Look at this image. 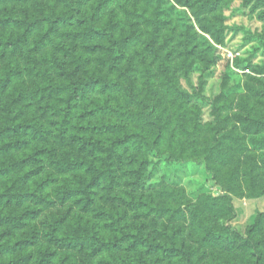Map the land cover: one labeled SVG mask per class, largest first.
<instances>
[{
  "label": "trees",
  "instance_id": "1",
  "mask_svg": "<svg viewBox=\"0 0 264 264\" xmlns=\"http://www.w3.org/2000/svg\"><path fill=\"white\" fill-rule=\"evenodd\" d=\"M0 264H264V0H0Z\"/></svg>",
  "mask_w": 264,
  "mask_h": 264
},
{
  "label": "rangeland",
  "instance_id": "2",
  "mask_svg": "<svg viewBox=\"0 0 264 264\" xmlns=\"http://www.w3.org/2000/svg\"><path fill=\"white\" fill-rule=\"evenodd\" d=\"M223 52H226L225 50ZM228 56H231V53L228 52ZM232 68V67H231ZM233 69V68H232ZM235 72L238 75H232L234 77V80H237L240 83V86L243 82V77H241L242 72L235 70ZM234 84V83H233ZM218 88V87H217ZM232 88H235L236 91L229 90L232 95L235 96L236 102L240 100V92H242V89L239 86H234ZM219 89V88H218ZM244 159L238 160V158L233 157L230 161V165L227 168L222 169V174L225 175L221 177L222 184L211 182L209 184V193L211 196H219L222 197L227 192H230L232 197H234L237 201L241 202L244 207L248 205L250 202V189L247 186V177L245 176L244 169L245 166ZM227 174L231 175L233 174L234 179L229 180L228 182L224 181L226 179ZM256 182V181H254ZM257 187V186H256ZM194 198V197H193ZM186 200V197L184 198ZM190 199H187L186 201H189ZM194 201H196V198H194ZM191 203H193L192 200H190ZM213 220H211L212 222ZM216 233H220V235H225L228 239H231L232 237V230L230 227H228V224L226 221H224L223 216L219 217V219H216L214 221V229Z\"/></svg>",
  "mask_w": 264,
  "mask_h": 264
}]
</instances>
